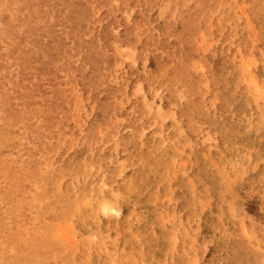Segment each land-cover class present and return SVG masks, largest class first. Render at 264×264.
Masks as SVG:
<instances>
[{"label":"rangeland","instance_id":"1","mask_svg":"<svg viewBox=\"0 0 264 264\" xmlns=\"http://www.w3.org/2000/svg\"><path fill=\"white\" fill-rule=\"evenodd\" d=\"M0 34V264H264V0H0Z\"/></svg>","mask_w":264,"mask_h":264},{"label":"bare ground","instance_id":"2","mask_svg":"<svg viewBox=\"0 0 264 264\" xmlns=\"http://www.w3.org/2000/svg\"><path fill=\"white\" fill-rule=\"evenodd\" d=\"M22 1H23V0H22ZM30 1H31V0H30ZM117 1H118V0H117ZM26 2H27V1H26ZM235 2H236V1H235ZM243 2H244V1H243ZM247 2H248V1H247ZM7 4H8V3H6V6H7ZM10 4H11V3H10ZM17 4H18V3H17ZM19 4H20V3H19ZM244 4H245V3H244ZM50 5H51V4H50ZM145 5H146V4H145ZM8 6H9V5H8ZM44 6H45V5H44ZM12 7H13V6H12ZM12 7H11V8H12ZM119 7H120V6H119ZM22 8H24V7H22ZM52 8H53V7H52ZM13 10H14V9H13ZM60 10H61V8L59 9V11H60ZM99 10H100V9H99ZM245 10H246V9H245ZM5 11H6V10H5ZM118 11H120V10H118ZM258 11H260V10H258ZM27 12H28V11H27ZM29 12H30V11H29ZM43 12H45V11H43ZM248 12H249V11H248ZM9 13H10V12H9ZM34 13H35V12H34ZM57 13H58V12H57ZM75 13H76V12H75ZM173 13H174V12H173ZM173 13H172V14H173ZM230 13H231V12H230ZM23 14H24V13H23ZM61 14H62V13H61ZM6 15H8V14H6ZM19 15H20V14H19ZM46 15H47V14H46ZM46 15H45V16H46ZM49 15H50V14H49ZM84 15H85V14H84ZM119 15H120V14H119ZM1 16H2V15H1ZM13 16H14V14H13ZM15 16H17V15L15 14ZM33 17H34V16H33ZM39 17H40V16H39ZM117 17H118V16H117ZM119 17H120V16H119ZM52 18H53V17H52ZM93 18H94V17H93ZM247 18H248V17H247ZM42 19H43V18H42ZM13 20H14V19H13ZM13 20H12V21H13ZM104 20H105V19H104ZM241 20H242V17H241ZM252 20H253V19H252ZM228 21H229V20H228ZM242 22H243V20H242ZM247 22H248V20H247ZM249 23H250V22H249ZM253 23H254V22H253ZM239 24H240V26H242L241 23H239ZM250 24H251V23H250ZM16 25H17V24H16ZM110 25H111V24H110ZM9 26H10V25H9ZM103 26H104V25H103ZM111 26H112V25H111ZM234 26H235V25H234ZM251 26H253V25L251 24ZM15 27H17V26H15ZM44 27H45V26H44ZM87 27H89V26H87ZM120 27H121V26H120ZM118 28H119V27H118ZM236 29H237V28H236ZM5 30H6V29H5ZM14 30H15V29H14ZM19 31H20V30H19ZM37 31H38V30H37ZM92 31H93V30H92ZM99 32H100V30H99ZM1 34H2V33H1ZM1 34H0V35H1ZM98 34H99V33H98ZM66 35H67V34H66ZM84 35H85V34H84ZM93 35H94V34H93ZM99 35H100V34H99ZM74 36H75V35H74ZM256 36H257V35H256ZM0 37H1V36H0ZM4 37H5V35H4ZM4 37H3V38H4ZM25 37H26V36H25ZM28 37H29V36H28ZM85 37H87V36H85ZM26 38H27V37H26ZM43 38H44V37H43ZM233 38H234V37H233ZM254 38H255V37H254ZM6 39H7V38H6ZM255 39H256V38H255ZM3 40H4V39H3ZM110 40H111V39H110ZM40 41H41V40H40ZM48 41H49V40H48ZM2 42H4V41H2ZM113 42H114V41H113ZM115 42H117V41H115ZM258 42H259V41H258ZM5 43H6V42H5ZM5 43H3V44H5ZM32 43H33V42H32ZM103 43H104V42H103ZM118 43H119V42H118ZM253 43H254V42H253ZM113 45L115 46L116 44L113 43ZM119 45H120V44H119ZM105 46H106V45H105ZM3 47H4V46H3ZM33 47H34V46H33ZM4 48H5V47H4ZM116 49H118V48H116ZM135 49H136V48H135ZM240 49H241V48H240ZM0 50H1V49H0ZM31 50H32V49H31ZM108 50H110V49H108ZM114 50H115V48H114ZM132 50H133V49H132ZM261 50H262V49H261ZM3 51H4V50H3ZM66 51H67V50H66ZM102 51H103V49H102ZM133 51H134V50H133ZM133 51H131V52L133 53ZM45 52H46V51H45ZM45 52H44V53H45ZM107 52H108V51H107ZM116 52L118 53V50H117ZM260 52H261V51H260ZM262 52H263V54H264V51H263V50H262ZM0 53H1V52H0ZM251 53H252V52H251ZM57 54H58V53H57ZM261 54H262V53H261ZM1 56H2V55H1ZM30 56H31V55H30ZM252 56H253V55H252ZM1 58H2V57H1ZM8 58H9V57H8ZM5 60H6V59H5ZM10 60H11V59H10ZM1 61H2V60H1ZM1 61H0V63H1ZM60 61H61V60H60ZM60 61H59V62H60ZM77 61H78V60H77ZM36 62H37V61H36ZM80 62H81V60H80ZM37 63H38V62H37ZM68 63H69V62H68ZM123 63H125V62H123ZM131 63H132V62H131ZM6 64H7V63H6ZM57 64H58V63H57ZM117 64H118V63H117ZM121 64H122V62H121ZM121 64H120V65H121ZM17 65H18V64H17ZM114 65H115V64H114ZM10 66H11V65H10ZM99 66H100V65H99ZM99 66H98V67H99ZM116 66H117V65H116ZM118 66H119V65H118ZM121 66H122V65H121ZM123 66H124V65H123ZM1 68H2V67H1ZM2 70H3V69H2ZM14 70H15V69H14ZM58 70H59V69H58ZM61 70H62V69H61ZM61 70H60V71H61ZM3 71H4V70H3ZM115 72H116V71H115ZM10 73H11V72H10ZM17 73H18V72H17ZM17 73H16V74H17ZM36 73H37V72H36ZM44 73H45V72H44ZM55 73H56V72H55ZM11 74H12V73H11ZM62 74H63V73H62ZM88 74H89V73H88ZM88 74H86V75L88 76ZM116 74H117V73H116ZM119 74H120V73H119ZM119 74H118V75H119ZM259 74H260V73H259ZM12 75H13V74H12ZM39 75H40V74H39ZM72 75H73V73H72ZM74 75H75V74H74ZM82 75H83V74H82ZM111 75H112V74H111ZM120 75H121V74H120ZM261 75H262V74H261ZM6 76H7V75H6ZM34 76H35V75H34ZM34 76H33V77H34ZM83 76H85V75H83ZM95 76H96V74H95ZM262 76H263V75H262ZM7 77H8V76H7ZM12 77H14V75H13ZM59 77H60V76H59ZM111 77H112V76H111ZM152 77H153V76H152ZM156 77H157V76H156ZM4 78H5V77H4ZM16 78H17V77H16ZM57 78H58V77H57ZM115 78H116V77H115ZM36 79H37V78H36ZM102 79H103V78H102ZM120 79H121V78H120ZM261 79H262V78H261ZM113 80H114V79H113ZM117 80H118V79H117ZM121 80H122V79H121ZM6 81H7V80H6ZM11 81L13 82V80H11ZM17 81H18V80H17ZM114 81H115V80H114ZM139 81H140V80H139ZM165 81H166V80H165ZM12 82H11V84L14 83V82H13V83H12ZM26 83H27V82H26ZM205 83H206V82H205ZM70 84H72V83H70ZM45 85H46V84H45ZM47 85H48V84H47ZM49 85H50V84H49ZM49 85H48V86H49ZM174 85H176V84H174ZM5 86H6V84H5ZM5 86H4V87H5ZM19 86H20V85H19ZM32 86H33V85H32ZM50 86H51V85H50ZM126 87H127V86H126ZM149 87H150V86H149ZM184 87H185V86H184ZM0 88H1V87H0ZM117 88H118V87H117ZM237 88H238V87H237ZM159 89H160V88H159ZM1 90H2V88H1ZM9 90H10V89H9ZM139 90H140V89H139ZM12 91H13V90H12ZM82 91H83V90H82ZM39 92H41V89H40ZM63 92H64V91H63ZM65 92H66V91H65ZM139 92H140V91H139ZM250 92H251V91H250ZM0 93H3V92H0ZM23 93H24V92H23ZM34 93H35V92H34ZM34 93H33V94H34ZM214 93H215V92H214ZM35 94H36V93H35ZM48 94H49V93H48ZM59 94H60V93H59ZM136 94H137V91H136ZM172 94H173V93H172ZM127 95H128V94H127ZM19 96H20V95H19ZM74 96H75V95H74ZM131 96H132V95H131ZM143 96H144V94H143ZM89 97H90V96H89ZM0 98H1V97H0ZM31 98H33V97H31ZM31 98H30V99H31ZM128 98H130V97H128ZM144 98H145V97H143V99H144ZM252 98H253V97H252ZM1 99H2V98H1ZM7 99H9V98H7ZM253 99H254V98H253ZM89 100H90V99H89ZM116 100L118 101V99H116ZM153 100H154V99H153ZM180 100H181V99H180ZM256 100H258V99H256ZM256 100H255V101H256ZM121 101H122V100H121ZM123 101H124V100H123ZM126 101H128V100H126ZM143 101H144V100H143ZM253 101H254V100H253ZM5 102H6V101H5ZM81 102H82V101H81ZM161 102H162V101H161ZM257 102H258V101H257ZM91 103H92V102H91ZM127 103H129V101H128ZM144 103H145V102H144ZM260 103H261V102H260ZM260 103H259V104H260ZM145 104H147V103H145ZM67 105H68V104H67ZM122 105H123V104H122ZM148 105H149V104H148ZM170 105H171V104H170ZM199 105H200V104H199ZM260 105H262V104H260ZM38 106H39V105H38ZM40 106H41V105H40ZM62 106H63V105H62ZM123 106H125V104H124ZM18 107H19V105H18ZM145 107H146V105H145ZM257 107H258V106H257ZM257 107H256V108H257ZM125 108H126V107H125ZM147 108H149V107H147ZM259 108H261V107L259 106ZM0 109H1V108H0ZM35 109H37V107H36ZM251 109H252V108H251ZM251 109H250V110H251ZM257 109H258V108H257ZM39 110H40V109H39ZM56 110H57V109H56ZM112 110H113V109H112ZM128 110H129V109H128ZM250 110H249V111H250ZM261 110H262V109H261ZM70 111H71V110H70ZM70 111H69V112H70ZM72 111H73V110H72ZM251 111H252V110H251ZM262 111H263V110H262ZM262 111H261V112H262ZM0 112H1V111H0ZM25 112H26V111H25ZM149 112H150V110H149ZM149 112H148V113H149ZM227 113H228V112H227ZM25 114H26V113H25ZM152 114H153V113H152ZM152 114H151V115H152ZM260 114H261V113H260ZM128 115H129V114H128ZM169 115H171V114H169ZM5 116H6V115H5ZM115 116H116V114H115ZM52 117H55V116H51V118H52ZM117 117H118V116H117ZM117 117H116V118H117ZM167 117H168V116H167ZM40 118H41V117H40ZM4 119H6V118H4ZM8 119H9V118H8ZM111 119H112V118H111ZM122 119H123V118H122ZM139 119H140V118H139ZM253 119H254V117H253ZM153 120H154V119H153ZM162 120H163V119H162ZM180 120H181V118H180ZM116 121H117V120H116ZM120 121H121V120H120ZM32 122H33V121H32ZM38 122H39V121H38ZM55 122H56V121H55ZM246 122H247V121H246ZM1 123H2V122H1ZM21 123H22V122H21ZM36 123H37V122H36ZM177 123H178V122H177ZM22 124H23V123H22ZM140 124H141V123H140ZM162 124H163V123H162ZM162 124H161V125H162ZM182 124H183V123H182ZM2 127H3V126H2ZM2 127H1V128H2ZM14 127H15V126H14ZM126 127H127V126H126ZM164 127H165V126H164ZM21 129H22V128H21ZM90 129H91V128H90ZM135 129H136V128H135ZM47 130H48V129H47ZM142 130H144V129H142ZM26 132H27V131H26ZM0 134H1V133H0ZM6 135H7V134H6ZM18 135H19V134H18ZM41 135H42V133H41ZM29 136H30V135H29ZM33 136H34V135H33ZM120 136H121V135H120ZM25 137H26V135H25ZM112 137H113V136H112ZM117 137H118V136H117ZM21 138H22V137H20V139H21ZM84 138H85V137H84ZM51 139H52V138H51ZM117 139H118V138H117ZM59 141H61V140H59ZM62 141H63V140H62ZM15 143H16V142L14 141V144H15ZM20 143H21V142H20ZM51 143H52V142H51ZM65 143H66V142H65ZM97 143H98V142H97ZM103 143H104V142H103ZM117 143H118V142H117ZM2 144H3V143H2ZM17 144H18V143H17ZM32 144H33V143H32ZM105 144H106V143H105ZM108 144H109V141H108ZM142 144H145V143H142ZM187 144H188V143H187ZM241 144H242V143H241ZM22 145H24V144H22ZM62 145H63V144H62ZM98 146H99V145H98ZM120 146H121V145H120ZM145 146H146V145H145ZM55 147H56V146H55ZM107 147H108V146H107ZM114 147H115V146H114ZM114 147H113V148H114ZM149 147H150V146H149ZM228 147H229V146H228ZM25 148H26V147H25ZM131 148H132V147H131ZM146 148H147V147H146ZM15 149H16V148H15ZM52 149H53V148H52ZM56 149H57V148H56ZM20 150H21V149H20ZM90 150H91V149H90ZM109 150H110V149H109ZM118 150H119V149H118ZM144 150H146V149H144ZM9 151H10V150H8V152H9ZM18 151H19V150H18ZM52 151H53V150H52ZM52 151H51V152H52ZM87 151H88V150H87ZM39 152H40V151H39ZM57 152H58V151H57ZM89 152H90V151H89ZM92 152H93V151H92ZM115 152H116V151H115ZM121 152H122V151H121ZM4 153H6V152H4ZM48 153H49V152H48ZM55 153H56V152H55ZM55 153H54V154H55ZM60 153H61V152H60ZM66 153H67V151H66ZM118 153H119V152H118ZM141 153H142V151H141ZM40 154H41V153H40ZM42 154H43V152H42ZM54 154H53V155H54ZM62 154H63V152H62ZM92 154H93V153H92ZM119 154H120V153H119ZM11 155H12V154H11ZM46 155H48V154H46ZM49 155H50V154H49ZM56 155H57V154H56ZM58 155H59V154H58ZM64 155H65V154H64ZM105 155H106V154H105ZM2 156H3V155H2ZM4 156H5V155H4ZM24 156H26V155H24ZM41 156H42V155H41ZM51 156H52V155H51ZM91 156H92V155H91ZM94 156H95V155H94ZM120 156H121V155H120ZM7 157H8V156H7ZM67 157H68V156H67ZM67 157H66V158H67ZM110 157H112V156H110ZM135 157H137V156H135ZM139 157H140V156H139ZM33 158H34V157H33ZM79 158H80V157H79ZM83 158H85V157H83ZM22 159H23V158H22ZM58 159H59V158H58ZM85 159H86V158H85ZM85 159H84V160H85ZM101 159H102V158H101ZM113 159H114V158H113ZM137 159H138V158H137ZM4 160H5V159H4ZM6 160H10V159H6ZM17 160H18V159H17ZM124 160H125V159H124ZM124 160H123V161H124ZM138 160H140V159H138ZM148 160H149V159H148ZM10 161H11V160H10ZM18 161H19V160H18ZM22 161H23V160H22ZM117 161H118V160H117ZM140 161H141V160H140ZM140 161H139V162H140ZM143 161H144V158H143ZM3 162H4V161H3ZM6 162H7V161H6ZM20 162H21V161H20ZM84 162H85V161H84ZM101 162H102V160H101ZM125 162H126V161H125ZM133 162H134V161H133ZM149 162H150V160H149ZM13 163H14V162H13ZM23 163H24V162H23ZM56 163H57V162H56ZM87 163H88V161H87ZM106 163H107V162H106ZM143 163H144V162H143ZM54 164H55V163H54ZM58 164H59V163H58ZM75 164H76V163H75ZM88 164H90V162H89ZM103 164H104V162H103ZM103 164H102V165H103ZM129 164H130V166L132 165L131 163H129ZM92 165H93V164H92ZM102 165L100 164L99 166H102ZM122 165H123V164H122ZM134 165H136V164H134ZM134 165H133V166H134ZM149 165H150V164H149ZM7 166H8V165H7ZM125 166H126V165H125ZM141 166H144V165H141ZM12 167H13V166H12ZM14 167H15V166H14ZM41 167H42V166H41ZM45 167H47V166L45 165ZM74 167H75V166H74ZM86 167H88V166L86 165ZM89 167H90V166H89ZM119 167L121 168L120 165H119ZM119 167H118V168H119ZM122 167H123V166H122ZM1 168L3 169V167H1ZM42 168H43V167H42ZM53 168H54V167H53ZM103 168H104V167H103ZM129 168H132V167H129ZM129 168H128V169H129ZM91 169H92V168H91ZM93 169H95V168H93ZM167 169H168V168H167ZM85 170L87 171V169H85ZM122 170H123V169H122ZM122 170H121V171H122ZM133 170H134V168H133ZM133 170H132V171H133ZM184 170H185V169H184ZM86 171H85V172H86ZM93 171H94V170H93ZM149 171H150V170H149ZM171 171H172V170H171ZM17 172H18V171H17ZM75 172H76V171H75ZM91 172H92V171H91ZM98 172H99V171H98ZM103 172H106V170L103 171ZM118 172H119V171H118ZM142 172H143V171H142ZM193 172H194V171H193ZM92 173H93V172H92ZM60 174H61V173H60ZM76 174H77V173H76ZM109 174H110V173H109ZM121 174H122V173H121ZM121 174H120V175H121ZM132 174H133V173H132ZM145 174H146V173H145ZM0 175H2V174H0ZM65 175H67V174H65ZM76 176H77V175H76ZM92 176H93V175H92ZM101 176H102V175H101ZM116 176H117V175H116ZM127 176H128V175H127ZM133 176H134V174H133ZM0 177H1V176H0ZM35 177H36V176H35ZM77 177H78V176H77ZM89 177H90V176H89ZM102 177H103V176H102ZM106 177H107V176H106ZM9 178H10V177H9ZM111 178H113V177H111ZM2 179H3V178H2ZM11 179H12V178H11ZM11 179H10V180H11ZM14 179H15V178H14ZM36 179H37V178H36ZM36 179H35V180H36ZM62 179H64V178H62ZM62 179H61V180H62ZM75 179H76V178H75ZM89 179H90V178H89ZM101 179H102V178H101ZM104 179H105V178H104ZM131 179L133 180V178H131ZM199 179H200V178H199ZM202 179H203V178H202ZM10 180H9V181H10ZM64 180H65V179H64ZM64 180H63V181H64ZM82 180H83V179H82ZM90 180H91V179H90ZM134 180H135V179H134ZM141 180H142V179H141ZM7 181H8V179H7ZM59 181H60V180H59ZM77 181H78V180H77ZM35 182H37V181H35ZM39 182H40V181H39ZM39 182H38V183H39ZM83 182H84V180H83ZM98 182H99V181H98ZM100 182H102V181H100ZM135 182H136V181H135ZM135 182H134V183H135ZM169 182H170V181H169ZM1 183H3V182H1ZM29 183H30V182H29ZM32 183H33V181H32ZM44 183H45V182H44ZM58 183H59V182H58ZM68 183L71 184V181L68 182ZM74 183H75V182H74ZM105 183H106V181H105ZM118 183H119V182H118ZM118 183H116V185H117ZM196 183H197V181H196ZM12 184H13V183H12ZM64 184H65V183H64ZM70 184H69V185H70ZM78 184H79V183H78ZM126 184H127V183H126ZM126 184H125V185H126ZM128 184H130V183H128ZM128 184H127V185H128ZM131 184H132V182H131ZM141 184H142V183H141ZM158 184H159V183H158ZM13 185H14V184H13ZM36 185H37V184H36ZM36 185H35V186H36ZM71 185H72V184H71ZM84 185H85V184H84ZM112 185H113V183H112ZM114 185H115V184H114ZM114 185H113V188H115ZM118 185H119V184H118ZM29 186H30V185H29ZM35 186H33V189H34ZM67 186H68V185H67ZM75 186H76V185H75ZM77 186H78V185H77ZM82 186H83V185H82ZM93 186H94V185H93ZM106 186H107V185H106ZM120 186H121V185H120ZM134 186H135V185H134ZM148 186H149V185H148ZM210 186H211V185H210ZM88 187H89V186H88ZM98 187H99V186H98ZM110 187H111V186H110ZM130 187H131V186H130ZM212 187H213V186H212ZM2 188H3V187H2ZM27 188H30V187H27ZM39 188H40V187H39ZM43 188H44V187H43ZM63 188H64V187H62V189H63ZM66 188H67V187H66ZM71 188H72V187H71ZM120 188H121V187H120ZM132 188H133V187H132ZM190 188H191V187H190ZM46 189H47V188H46ZM48 189H49V188H48ZM84 189H85V188H84ZM101 189H102V188H101ZM129 189H130V188H129ZM142 189H143V188H142ZM142 189H141V190H142ZM90 190H91V189H90ZM114 190H115V189H114ZM118 190H119V189H118ZM130 190H133V189H130ZM130 190H129V192H130ZM11 191H12V190H11ZM51 191H52V190H51ZM69 191H70V190H69ZM72 191L74 192V189H73ZM75 191H77V190H75ZM84 191H85V190H84ZM87 191H88V190H87ZM92 191H93V190H92ZM77 192H78V191H77ZM79 192H80V191H79ZM79 192H78V194H79ZM95 192H96V191H95ZM100 192H101V190H100ZM111 192H112V191H111ZM143 192H144V191H143ZM11 193L13 194L14 192L12 191ZM37 193H38V192H37ZM65 193H67V192H64V194H65ZM89 193H90V192H89ZM118 193H119V192L115 193V195L118 194ZM130 193H131V192H130ZM133 193H134V192H133ZM153 193H154V192H153ZM156 193H157V192H156ZM33 194H34V193H33ZM87 194H88V193H87ZM90 194H91V193H90ZM104 194H106V193H104ZM111 194H113V193H111ZM120 194H121V193H120ZM122 194H123V193H122ZM154 194H155V193H154ZM113 195H114V194H113ZM123 195H124V194H123ZM125 195H126V194H125ZM125 195H124V196H125ZM164 195H165V194H164ZM74 196H75V195H74ZM76 196H77V195H76ZM76 196H75V197H76ZM81 196H82V195H81ZM83 196H84V193H83ZM108 196H109V195H108ZM127 196H128V194H127ZM127 196H126V197H127ZM155 196H156V195H155ZM157 196H158V195H157ZM185 197H186V196H185ZM30 198H31V197H30ZM81 198H82V197H81ZM84 198H85V197H84ZM127 198H128V197H127ZM165 198H167V197H165ZM24 199H26V198H24ZM58 199H59V197H58ZM94 199H96V198H94ZM118 199H119V198H118ZM120 199H121V198H120ZM158 199H160V198H158ZM161 199H162V198H161ZM33 200H34V199H33ZM76 200H77V199H76ZM82 200H83V199H82ZM89 200H90V199H89ZM127 200H129V198H128ZM133 200H134V199H133ZM169 200H170V199H169ZM6 201H7V199H6ZM17 201H18V200H17ZM19 201H20V200H19ZM36 201H38V200H36ZM40 201H41V200H40ZM40 201H39V203H40ZM73 201H74V200H73ZM73 201H72V202H73ZM83 201H84V200H83ZM131 201H132V200H131ZM135 201H136V200H135ZM152 201H153V199H152ZM157 201H158V200H157ZM162 201H164V200H162ZM12 202H14V201H12ZM34 202H35V201H34ZM51 202H52V201H51ZM59 202H60V201H59ZM86 202H87V201H86ZM91 202H92V200H91ZM91 202H90V203H91ZM103 202H104V201H103ZM105 202H109V201H105ZM119 202H120V200H119ZM144 202H145V201H144ZM174 202H175V201H174ZM29 203H30V202H29ZM44 203H45V202H44ZM57 203H58V202H57ZM80 203H82V202L80 201ZM84 203H85V202H84ZM93 203H94V202H93ZM100 203H101V202H100ZM124 203H126V202H124ZM128 203H130V201H128ZM171 203H172V202H171ZM7 204H8V203H7ZM26 204H27V203H26ZM36 204H37V203H36ZM45 204H46V203H45ZM73 204H74V203H73ZM73 204H71V205L73 206ZM86 204H87V203H86ZM94 204H95V203H94ZM96 204H97V203H96ZM96 204H95V205H96ZM108 204H109V203H108ZM116 204H117V203H116ZM175 204H176V203H175ZM8 205H9V204H8ZM42 205H43V204H42ZM76 205H77V203H76ZM78 205H79V204H78ZM82 205H84V204L82 203ZM89 205H91V204H89ZM92 205H93V204H92ZM97 205H98V204H97ZM114 205H115V203H114ZM93 206H94V205H93ZM2 207H3V206H2ZM15 207H17V206H15ZM35 207H36V206H35ZM35 207H34V208H35ZM38 207H39V206H38ZM41 207H42V206H41ZM41 207H40V208H41ZM77 207H78V206H77ZM84 207H85V206H84ZM100 207H101V206H100ZM115 207H116V206H115ZM142 207H143V206H142ZM162 207H163V206H162ZM36 208H37V207H36ZM43 208H44V207H43ZM78 208H79V207H78ZM78 208H77V209H78ZM85 208H87V207H85ZM101 208H102V210H101L102 214H103V213L108 214L109 211L112 212V209H113L111 206H109V205H107V204H106V205L104 204V206H102ZM101 208H100V209H101ZM143 208H144V207H143ZM147 208H148V207H147ZM1 209H2V208H1ZM3 209H4V207H3ZM6 209H7V208H6ZM15 209H16V208H15ZM15 209H13V210H15ZM75 209H76V208H75ZM87 209H88V208H87ZM96 209H97V208H96ZM148 209H149V208H148ZM174 209H175V208H174ZM81 210H83V208H82ZM88 210H89V209H88ZM88 210H87V211H88ZM116 210H117V209H116ZM33 211H34V210H33ZM44 211H45V210H44ZM87 211H86V212H87ZM91 211H94V210H91ZM95 211H96V210H95ZM97 211H98V210H97ZM166 211H167V210H166ZM15 212H16V211H15ZM31 212H32V211H31ZM78 212H79V211H78ZM81 212H82V211H81ZM81 212H80V213H81ZM3 213H4V212H3ZM35 213H36V212H35ZM45 213H46V212H45ZM45 213H44V214H45ZM60 213H61V211H60ZM87 213H88V212H87ZM97 213H98V212H97ZM97 213H96V215H97ZM160 213H161V212H160ZM111 214L113 215L114 212L111 213ZM49 215H50V214H49ZM72 215H74V214L72 213ZM82 215H83V214H82ZM115 215H116V214H115ZM143 215H144V214H143ZM161 215H162V214H161ZM7 216H8V215H7ZM46 216H47V215H46ZM56 216H57V215H56ZM58 216H59V215H58ZM61 216H62V215H61ZM65 216H66V215H65ZM88 216H89V214H88ZM1 217H2V216H1ZM20 217H21V216H20ZM27 217H28V216H27ZM43 217H44V216H43ZM91 217H92V216H91ZM91 217H90V219H91ZM93 217H94V216H93ZM119 217H120V216H119ZM149 217H150V216H149ZM6 218H7V217H6ZM28 218H29V217H28ZM34 218H35V217H34ZM34 218H33V219H34ZM141 218H142V217H141ZM8 219H9V218H8ZM24 219H25V218H24ZM31 219H32V218H31ZM57 219H58V218H57ZM69 219H70V218H69ZM75 219H76V218H75ZM75 219H74V220H75ZM84 219H85V218H84ZM113 219H114V218H113ZM120 219H121V218H120ZM145 219H146V218H145ZM6 220H7V219H6ZM54 220H55V219H54ZM66 220H67V219H66ZM66 220H65L64 222H67V221H68V220H67V221H66ZM72 220H73V219H72ZM92 220H94V218H93ZM95 220H96V219H95ZM97 220H99V219H97ZM101 220H102V219H101ZM106 220H108V218H107ZM8 221H9V220H8ZM12 221H13V220H12ZM21 221H22V219H21ZM23 221H24V220H23ZM29 221H30V220H29ZM103 221H105V220H103ZM115 221H116V220H115ZM138 221H140V220H138ZM158 221H159V220H158ZM15 222H16V221H15ZM18 222H19V221H18ZM59 222H60V221H59ZM69 222H70V221H69ZM69 222H68V223H69ZM74 222H75V221H74ZM87 222H88V221H87ZM105 222H106V221H105ZM108 222H109V220H108ZM110 222H111V221H110ZM124 222H125V221H124ZM9 223H10V222H9ZM9 223H8V224H9ZM19 223H20V222H19ZM57 223H58V222H57ZM90 223H91V222H90ZM101 223H102V222H101ZM101 223H100V224H101ZM116 223H117V222H116ZM116 223H112V224H115V225H116ZM118 223H119V222H118ZM126 223H127V222H126ZM5 224H6V223H5ZM5 224H4V225H5ZM33 224H34V223H33ZM51 224H52V223H51ZM59 224H60V223H59ZM74 224H75V223H74ZM94 224H95V223H94ZM103 224H104V223H103ZM108 224H109V223H108ZM154 224H155V223H154ZM159 224H160V223H159ZM159 224H158V225H159ZM22 225H23V224H22ZM22 225H21V226H22ZM24 225H25V224H24ZM26 225H27V223H26ZM36 225H37V224H36ZM61 225H62V224H61ZM78 225H79V224H78ZM137 225H138V224H137ZM81 226H82V225H81ZM93 226H94V225H93ZM102 226H103V225H102ZM106 226H107V225H106ZM106 226H105V227H106ZM117 226H118V225H117ZM128 226H129V225H128ZM135 226H136V225H135ZM141 226H142V224H141ZM148 226H150V225H147V227H148ZM160 226H161V225H160ZM3 227H4V226H3ZM19 227H20V226H19ZM26 227H27V226H25V228H26ZM28 227H29V225H28ZM57 227H58V226H57ZM75 227H76V226H75ZM97 227H99V226H97ZM139 227H140V226H139ZM153 227H154V226H153ZM9 228H10V227H9ZM9 228H8V229H9ZM31 228H34V227H31ZM77 228H78V227H77ZM102 228H103V227H102ZM110 228H111V227H110ZM123 228H124V227H123ZM148 228H149V227H148ZM12 229H13V228H12ZM39 229H41V228H39ZM42 229H43V228H42ZM79 229H80V228H79ZM88 229H89V228H88ZM119 229H120V228H119ZM142 229H143V228H142ZM0 230H1V229H0ZM2 230H3V228H2ZM4 230H5V229H4ZM4 230H3V232H4ZM47 230H48V229H47ZM84 230H85V229H84ZM103 230H105V228H104ZM107 230H108V229H107ZM110 230H111V229H110ZM26 231H27V230H26ZM26 231H25V232H26ZM28 231H30V230H28ZM41 231H42V230H41ZM75 231H76V230H75ZM77 231H78V230H77ZM77 231H76V232H77ZM151 231H152V230H151ZM151 231H150V232H151ZM162 231H163V230H162ZM52 232H53V231H52ZM52 232H50V233H51L50 235H52ZM78 232H79V231H78ZM92 232H93V231H92ZM94 232H95V231H94ZM117 232H118V231H117ZM130 232H132V231H130ZM140 232H141V230H140ZM142 232H143V231H142ZM160 232H161V230H160ZM163 232H164V231H163ZM30 233H31V232H30ZM44 233H45V232H44ZM79 233H80V232H79ZM97 233H98V232H97ZM118 233H119V232H118ZM153 233H154V232H153ZM161 233H162V232H161ZM26 234H27V233H26ZM75 234H76V233H75ZM98 234H99V233H98ZM103 234H104V233L102 232V235H103ZM107 234H108V233H107ZM121 234H122V233H121ZM129 234H130V233H129ZM129 234H128V235H129ZM131 234H132V233H131ZM27 235H28V234H27ZM73 235H74V234H73ZM79 235H80V234H79ZM86 235H87V234H86ZM86 235H84V236L86 237ZM99 235H100V234H99ZM113 235H114V234H113ZM116 235H117V234H116ZM118 235H120V233H119ZM123 235H124V234H123ZM128 235H127V236H128ZM133 235H135V234H133ZM164 235H165V233H164ZM3 236H4V235H2V237H3ZM21 236H22V235H21ZM28 236H29V235H28ZM52 236H53V235H52ZM82 236H83V235H82ZM91 236H92V235H91ZM2 237H1V238H2ZM4 237H5V236H4ZM4 237H3V238H4ZM18 237H19V236H18ZM23 237H25V236H23ZM36 237H37V236H36ZM73 237H74V236H73ZM79 237H80V236H79ZM118 237H119V236H118ZM143 237H145V236H143ZM146 237H147V236H146ZM148 237H149V236H148ZM7 238H8V237H7ZM25 238H26V237H25ZM53 238H54V237H53ZM107 238H109V237H107ZM136 238H137V237H136ZM141 238H142V237H141ZM159 238H160V236H159ZM165 238H166V237H165ZM73 239H74V238H73ZM94 239H95V238H94ZM97 239H99V238H97ZM105 239H106V238H105ZM109 239H110V238H109ZM113 239H115V238H113ZM113 239H112V240H113ZM123 239H124V238H123ZM123 239H122V240H123ZM167 239H168V237H167ZM169 239H170V237H169ZM4 240H5V239H4ZM4 240H1V241L3 242ZM16 240H17V239H16ZM36 240H37V239H36ZM54 240H55V239H54ZM110 240H111V239H110ZM115 240H116V239H115ZM140 240H141V239H140ZM140 240H139V241H140ZM21 241H22V240H21ZM83 241H84V240H83ZM102 241H103V240H102ZM102 241H101V242H102ZM139 241H138V242H139ZM142 241H143V240H142ZM142 241H141V242H142ZM152 241H153V240H152ZM2 242H1V243H2ZM75 242H76V241H75ZM75 242H74V240H73V243H75ZM92 242H96V241H95V240H92ZM103 242H104V241H103ZM113 242H115V241L113 240ZM124 242H125V241H124ZM124 242H123L122 244H124ZM126 242H127V241H126ZM167 242H168V241H167ZM5 243H6V242H5ZM32 243H33V242H32ZM59 243H60V242H59ZM79 243H80V242H79ZM88 243H89V242H88ZM161 243H162V242H161ZM168 243H169V242H168ZM33 244L35 245V243H33ZM33 244H31V246H33ZM80 244H81V243H80ZM90 244H91V243H90ZM107 244H108V243H107ZM141 244H143V243H141ZM155 244H156V243H155ZM162 244H163V243H162ZM1 245H3V244H1ZM6 245H7V244H5L4 246H6ZM149 245H150V244H149ZM65 246H66V245H65ZM74 246H75V245H74ZM76 246H77V243H76ZM79 246H80V245H79ZM82 246H83V245H82ZM104 246H105V243H104ZM104 246H103V247H104ZM123 246H124V245H123ZM133 246H134V245H133ZM141 246H142V245H141ZM146 246H147V245H146ZM167 246H170V245H167ZM9 247H11V244L9 245ZM19 247H20V245H19ZM84 247H86V246L84 245ZM88 247H89V246H88ZM114 247L116 248V246H113V248H114ZM144 247H145V244H144ZM4 248H5V247H4ZM12 248H14V247H12ZM12 248H11V249H12ZM65 248H66V247H65ZM75 248H76V247H75ZM86 248H87V247H86ZM89 248H90V247H89ZM100 248H101V247H100ZM126 248H127V247H126ZM135 248H136V247H135ZM141 248H142V247H141ZM163 248H164V247H163ZM169 248H170V247H169ZM169 248H168V251L172 250V249L169 250ZM243 248H244V247H243ZM16 249H17V248H15V250H16ZM28 249H29V247H28ZM28 249H27V250H28ZM76 249H77V248H76ZM91 249H92V248H91ZM104 249H106V246L104 247ZM111 249H112V248H111ZM118 249H119V248H118ZM118 249H117V250H118ZM136 249H137V248H136ZM138 249H139V248H138ZM148 249H149V248H147V250H148ZM158 249H159V248H158ZM164 249L166 250V248H164ZM240 249H241V248H240ZM7 250H8V249H7ZM12 250H14V249H12ZM65 250H66V249H65ZM80 250H81V249H80ZM87 250H88V249H87ZM107 250H108V249H107ZM145 250H146V249H145ZM156 250H157V249H156ZM238 250H239V249H238ZM2 251H3V250H2ZM16 251H17V250H16ZM33 251H34V250H33ZM66 251H68V250H66ZM73 251H74V250H73ZM78 251H79V250H78ZM91 251H92V250H90V252H91ZM108 251H109V250H108ZM111 251H112V250H111ZM118 251H119V250H118ZM123 251H124V249H123ZM125 251H126V250H125ZM136 251H138V250H136ZM141 251H142V250H141ZM153 251H155V250H153ZM160 251H161V250H160ZM166 251H167V250H166ZM246 251H247V250H246ZM19 252H20V251H19ZM23 252H24V251H23ZM35 252H36V250H35ZM45 252H46V251H45ZM45 252H44V253H45ZM93 252H94V251H93ZM109 252H110V251H109ZM238 252H239V251H238ZM244 252H245V251H244ZM3 253H4V251H3ZM5 253H6V252H5ZM11 253H12V252H11ZM13 253H15V252H13ZM26 253H27V252H26ZM54 253H55V252H54ZM54 253H53V254H54ZM88 253H89V252H88ZM107 253H108V252H107ZM110 253H111V252H110ZM110 253H109V254H110ZM115 253H116V252H115ZM118 253H119V252H118ZM0 254H1V253H0ZM8 254H9V250H8ZM16 254H17V253H16ZM46 254H47V253H46ZM56 254H57V253H56ZM64 254H65V253H64ZM122 254H123V253H122V250H121V255H122ZM125 254H126V253H125ZM238 254H239V253H238ZM249 254H250V253H249ZM1 255H2V254H1ZM11 255H12V254H11ZM14 255H15V254H14ZM17 255H18V254H17ZM20 255H21V254H20ZM20 255H19V257L22 256V255H21V256H20ZM59 255H60V254H59ZM61 255H62V254H61ZM73 255H74V254H73ZM91 255H92V254H91ZM93 255H94V254H93ZM93 255H92V256H93ZM104 255H105V254H104ZM113 255H114V254H113ZM123 255H124V254H123ZM239 255H241V254H239ZM23 256H24V255H23ZM25 256H26V255H25ZM53 256H54V255H53ZM53 256H51V258H52ZM65 256H66V255H65ZM67 256H68V254H67ZM114 256H115V255H114ZM124 256H125V255H124ZM241 256H242V255H241ZM241 256H240V257H241ZM245 256H246V255H245ZM26 257H27V256H26ZM79 257H80V256H79ZM88 257H89V256H88ZM93 257H94V256H93ZM103 257H104V256H103ZM109 257H110V256H109ZM240 257H239V258H240ZM246 257H247V256H246ZM7 258H8V260L10 259V257H7ZM13 258H15V257H13ZM36 258H37V257H36ZM45 258H46V257H45ZM54 258H55V257H54ZM57 258H58V257H57ZM60 258H62V256H61ZM86 258H87V256H86ZM91 258H92V257H91ZM128 258H129V257H128ZM128 258H126V259H128ZM133 258H134V257H133ZM24 259H25V257H24ZM92 259H93V258H92ZM109 259H110V258H109ZM115 259H116V258H115ZM118 259H119V258H118ZM121 259H122V258H121ZM241 259H242V258H241ZM245 259H246V258H245ZM0 260H1V257H0ZM4 260H6V259L4 258ZM8 260H6V262H7ZM20 260H21V259H20ZM22 260H23V259H22ZM31 260H32V259H30L29 261H31ZM37 260H38V258L35 260V261H36V264H37ZM51 260H52V259H51ZM105 260H107V259H105ZM243 260H244V259H243ZM1 261H2V260H1ZM1 261H0V262H1ZM32 261H34V259H33ZM90 261H91V260H90ZM95 261H97V260H95ZM100 261H101V260H100ZM111 261H112V259H111ZM111 261L109 260V262H111ZM241 261H242V260H241ZM245 261H247V260H245ZM3 262H4V261H3ZM19 262H20V261H19ZM45 262H46V261H45ZM47 262H48V260H47ZM56 262H57V261H56ZM64 262H67V261H64ZM112 262H113V261H112ZM118 262H119V261H118ZM124 262H125V261H124ZM127 262H128V261H127ZM9 263H11V261L8 262V264H9ZM15 263H16V262H15ZM33 263H34V262H33ZM38 263H39V262H38ZM43 263H44V262H43ZM75 263H76V262H75ZM88 263H89V262H88ZM91 263H92V262H91ZM91 263H90V264H91ZM115 263H117V262H115ZM120 263H121V261H120ZM120 263H119V264H120ZM122 263H123V261H122ZM131 263L134 264V260H133V262L131 261L130 264H131ZM240 263H241V262H240ZM248 263H249V262H248ZM252 263H253V262H252ZM1 264H2V263H1ZM21 264H22V263H21ZM23 264H24V263H23ZM57 264H58V263H57ZM66 264H67V263H66ZM92 264H93V263H92ZM95 264H97V263H95ZM101 264H102V263H101ZM117 264H118V263H117ZM126 264H127V263H126Z\"/></svg>","mask_w":264,"mask_h":264},{"label":"clouds","instance_id":"3","mask_svg":"<svg viewBox=\"0 0 264 264\" xmlns=\"http://www.w3.org/2000/svg\"><path fill=\"white\" fill-rule=\"evenodd\" d=\"M102 210V209H101Z\"/></svg>","mask_w":264,"mask_h":264}]
</instances>
